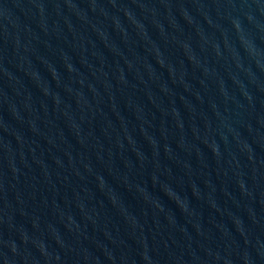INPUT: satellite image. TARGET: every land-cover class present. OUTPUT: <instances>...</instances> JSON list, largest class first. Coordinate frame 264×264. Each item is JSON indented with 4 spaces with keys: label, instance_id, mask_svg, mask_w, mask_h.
<instances>
[{
    "label": "water",
    "instance_id": "95a60500",
    "mask_svg": "<svg viewBox=\"0 0 264 264\" xmlns=\"http://www.w3.org/2000/svg\"><path fill=\"white\" fill-rule=\"evenodd\" d=\"M0 264H264V0H0Z\"/></svg>",
    "mask_w": 264,
    "mask_h": 264
}]
</instances>
